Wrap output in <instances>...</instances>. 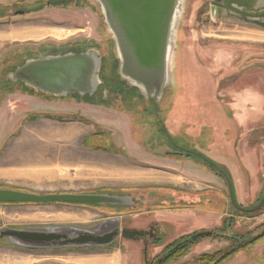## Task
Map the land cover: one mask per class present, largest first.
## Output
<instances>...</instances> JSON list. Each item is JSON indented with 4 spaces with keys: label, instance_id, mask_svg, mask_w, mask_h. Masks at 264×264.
<instances>
[{
    "label": "rangeland",
    "instance_id": "374dc122",
    "mask_svg": "<svg viewBox=\"0 0 264 264\" xmlns=\"http://www.w3.org/2000/svg\"><path fill=\"white\" fill-rule=\"evenodd\" d=\"M211 1L213 0H185L176 20L172 82L167 95L176 100L186 98L189 104L186 113L188 129L197 127L210 130L216 126L217 115L223 125L224 121L230 119L226 111L227 102L234 97L230 90L235 88L236 83H250L246 82L249 76L264 78V18L252 21L231 15L222 17L219 21H212L208 8ZM45 2L46 0H0V7L16 6L8 10L10 18H3L2 15L0 17L1 87L5 82L2 75L15 64L14 60L10 61L15 50L44 42L64 46L76 41L99 40L98 34H104L100 9L94 0H86L87 8L65 11L44 7ZM38 4V9L31 8L32 5ZM24 5L28 6L25 8L28 14L15 16L13 13L18 10L16 8ZM258 11L264 12V8H259ZM105 113L108 114L102 108L76 105L72 101L53 100L46 104L34 97L25 96L20 92V88L14 89L12 94L2 96L0 189L38 194L131 191L136 193L135 197H139L141 192L132 191V188L135 190L137 186L146 188L156 184L150 181L154 176L176 174L174 171L150 166L152 162L163 164V160H166L163 158V152L157 153L155 157L158 160L153 161L152 158H146V155L136 151H123L124 146L130 145L127 144L130 140L128 134L133 131L134 126L126 124L127 120L124 119L113 120L115 123L104 120ZM165 126L179 129L174 122L165 121ZM138 129L141 134V128ZM91 134L100 137H93ZM124 135L126 140L122 138ZM208 146L210 143H205V147ZM200 152L210 156L203 150ZM169 177L163 181L170 180ZM175 177L177 179L172 178V182L182 181L180 177ZM88 214L89 218L84 221L50 219L51 216L79 217ZM231 214L234 235L245 234L246 241L249 240L250 231L264 224V209L256 215L232 211ZM104 216L108 215L86 206L0 205V231H24L60 225L84 230L92 227L90 231H93L101 223L94 221ZM261 217L263 219L260 220ZM132 222L134 221L128 217L122 225L135 230L132 229ZM134 224L140 226L138 222ZM224 225L217 231L222 232ZM143 230L141 231L149 232L150 237L156 234L155 237L162 244L167 243L172 235L162 223H150ZM145 238V235L139 234L130 239L129 241L135 244L131 249L126 240H115L107 246L32 248L14 239L2 238L0 264L73 263L74 257L116 251L123 243L125 246L122 250L132 259L130 264H143L140 255L136 254L139 251L136 244H148L149 241ZM205 241L209 247H203L200 252L198 245L204 244ZM259 241H264V238ZM213 243L214 247L218 244L216 248L220 253L230 248L226 240H203L195 244L192 250L190 249L191 252L188 251L187 259L190 260L189 257L192 256L199 259L204 254H215ZM196 250L197 253L192 255ZM145 254L143 257L149 260L153 258L154 251L150 247L145 250ZM190 264L203 263L198 260Z\"/></svg>",
    "mask_w": 264,
    "mask_h": 264
},
{
    "label": "water",
    "instance_id": "95a60500",
    "mask_svg": "<svg viewBox=\"0 0 264 264\" xmlns=\"http://www.w3.org/2000/svg\"><path fill=\"white\" fill-rule=\"evenodd\" d=\"M100 6L104 23L115 41V50L122 63V79L139 89L145 98L160 97L172 82L176 20L185 0H95ZM220 8L231 10L240 17L263 19L264 13L246 11L264 8V0H216ZM221 10L211 8V20H220ZM217 15V17H216ZM100 59L96 52L81 55L44 58L18 68L13 81L24 82L34 91L47 96L64 98L69 92L91 96L99 85ZM225 178L233 208L243 213H255L264 205V192L257 206L244 209L234 200L231 182ZM72 205V206H131L129 197L108 193H49L38 194L13 189H0V205ZM119 219L104 220L93 231L68 226H50L34 230L0 231V239L11 238L27 247H94L107 246L119 233ZM85 232L68 238L70 232ZM63 234H56V233ZM264 233V230L262 231ZM67 234V235H65ZM135 230H123L121 236L133 239Z\"/></svg>",
    "mask_w": 264,
    "mask_h": 264
},
{
    "label": "flooded vegetation",
    "instance_id": "af4514ba",
    "mask_svg": "<svg viewBox=\"0 0 264 264\" xmlns=\"http://www.w3.org/2000/svg\"><path fill=\"white\" fill-rule=\"evenodd\" d=\"M85 3L86 0H46L44 7H48V8L52 7L58 11H65L69 9L87 8V5ZM34 5H32L31 7L32 9H38L40 6L39 4L36 6ZM220 6H221V2L216 0L211 1V3L208 6L209 14L211 8L213 7L215 14H217V10L219 9L221 10L220 12L221 18L229 17L231 15H235L239 18H242L233 11L220 8ZM2 7H6V8H2ZM15 7L16 6H9V5L1 6L0 17L2 15L4 16L3 18L6 19L7 17L10 18L8 13L11 9ZM27 7L28 6L25 5L21 7H17L16 9L18 10L14 11L13 14L15 16H24L25 14H28V12L26 13L25 11V8ZM98 7L100 9L99 5ZM245 12L248 13L250 12L252 14L264 13L260 11H255V12L245 11ZM100 13L102 16L104 34L102 35L101 32L98 34L100 38L99 40L92 39L82 42L76 41L66 44L64 46H54L53 44H44L47 43L44 42L43 44H37V45L30 44L29 46L23 47L19 50H15L11 55L12 58H10V61L14 60L15 64L12 67H10L11 69H9L6 73L2 75V77H5V82L2 84V87L0 84V98L2 96L12 94L14 89L20 88V92L23 93L25 96L34 97L46 104H49L53 100H63V102L72 101L76 105H90L93 107L102 108L104 112H108V114L107 113H105V115L102 114L104 117L106 116L104 120H109V121L111 120L112 122L113 120L124 119L127 120L126 124H132L134 126L133 131L130 134H128V138L130 137V140L127 141V144L130 145H127L128 147L124 146L123 151L130 149L131 151H136L139 154L146 155V158H150V159L152 158L153 161L158 160L155 157L157 153L163 152L164 154L163 158H166V160H163V164L165 166L174 164L181 167L187 163L194 164L197 166H203L207 170L216 173L219 176V178L224 182V185L226 186L227 189L228 200L230 203L229 192L225 182V178L220 174L219 170L223 171L225 175L229 178L234 193V187L228 175V171L225 169V167H222L223 165L221 166L219 163L215 162L210 156H206L200 152L201 150H203V148L205 149L210 147V146L205 147V143L206 144L211 143L212 140H213L212 147H214L216 143L215 132L217 130H215L214 127L210 130L209 129L204 130L202 128H197V127L188 129L186 127L187 124L186 113L188 110L187 109L188 103L186 102V98L184 99L180 98L178 100H176L175 98L174 99L170 98L167 95L169 92V88H166L164 90V93L160 97L151 96L149 98H145L138 88L130 85L128 81L122 79L123 77H121L120 74L122 63L115 50L114 38L108 32L107 26L104 23V18L101 9H100ZM242 19H247L252 21L262 20L261 18L252 19L248 17H243ZM94 32L96 33L97 30H94ZM87 51L96 52L100 59V70L98 74L99 85L96 91L91 96H79L75 92H69L66 95V97L57 98V97L47 96L40 92H36L31 87H28L27 84L24 82L13 81V77H14L13 75L15 74L16 70L18 68H21L28 62L36 61L44 58L64 57L68 55H74V56L81 55ZM175 107L177 108L175 109ZM218 118L219 117H216V119ZM165 121L176 123L179 129L177 130L165 126ZM137 127L141 128L142 130L141 134L139 133V129ZM195 133H201L203 136L197 137ZM125 136L126 135L122 136L124 140H126ZM98 146L102 147L103 145H98ZM197 147H199V149H197ZM147 155H150V157H147ZM108 194H118L129 197L133 203L131 206H115V207L101 206L98 209L102 214L104 215L106 214L108 216L101 217L100 219L95 220L94 223H98L104 220H112L122 216L119 223V233L115 237V240L117 242L118 240H126V241L130 240L121 236V232L127 229L122 225L123 220L126 219L125 216H128L138 210H146L152 208L153 206H158L163 204L162 196L160 195L157 196V194H155V191H143V192L141 191V194L138 195L139 197H135L134 195L136 193L131 191L120 192V193H108ZM262 195L254 205L248 208L242 207L241 205L238 204L235 198V194H234V200L238 206L244 209H252L257 206ZM230 206L232 212L243 213L233 208L231 203ZM263 209H264V205L259 211L255 213H243V214L256 215L257 213L263 211ZM231 221L232 220H230V218H226L223 220L222 225L225 224L224 232L220 233L217 231L222 226L221 225L218 228H214L212 230L206 231L207 233H211V236L201 240V241L210 240V242L214 241L215 239L226 240L227 244L230 245V248H228L226 252H230V250H234L232 257L228 258L226 262H228L233 257L237 256L242 251L249 249L252 246H255L257 243L261 242L259 241L260 239L264 238V233H262V231L264 230V224L250 231L248 235L249 240L246 241L244 240L246 239L245 234L234 235V231H233L234 226L232 225ZM90 228L92 227H88L89 230ZM136 231L139 232V234L145 235L146 237L145 239L149 241L148 244H144V242H141L143 246L139 255L141 257V261L143 264H190V262L192 261L194 263L198 261V259L193 258L194 256L189 257L191 258L190 260L187 259L188 251L190 249L192 250V247H194L195 245L188 246L187 248H185L187 246L186 245L184 247L185 249L183 250V246L185 245L184 243L185 240L183 238L188 235L181 236L172 241L169 238L167 243L162 244L158 242L159 239L155 237L156 234L154 235V237H150L149 232L146 233L143 232L145 230L143 231L136 230ZM56 234H63V233L57 232ZM82 234L84 235L85 232L77 231L76 233L72 232L69 235L67 234L65 235H67L68 238H74ZM217 243L216 246L218 245ZM149 244L151 246H148ZM214 245L215 244L213 243V249H215L214 252L216 253L218 252V249L216 248V246L214 247ZM146 247L147 248L151 247L152 251H154V254L157 248H160V251L157 252V255L153 254L154 255L153 258H150L148 260L147 257L145 258L143 257V255L146 256L145 254V250L147 249ZM177 249H179L180 251H177L176 254L172 255L174 252H176ZM181 253L182 255H180V257L176 259L175 257ZM170 255L172 256L170 257Z\"/></svg>",
    "mask_w": 264,
    "mask_h": 264
},
{
    "label": "crops",
    "instance_id": "0c3cea01",
    "mask_svg": "<svg viewBox=\"0 0 264 264\" xmlns=\"http://www.w3.org/2000/svg\"><path fill=\"white\" fill-rule=\"evenodd\" d=\"M246 82L250 83H236L235 88L230 90V94L234 97L227 102L226 111L231 119L224 121L223 125L219 118L216 120L214 127L217 130L216 143L212 147V140L210 147L203 148V151L225 167L234 187L236 201L242 207L248 208L258 201L264 191V78L249 76ZM195 135L203 136L201 133ZM150 166L174 171L176 174L154 176L150 181L156 184L148 185L146 188L137 186V189H131L140 192L155 191V194L162 196L163 200L162 205L138 210L125 216V218L130 217L136 224L140 223L139 226L132 222V229L143 230L150 223H162L171 231L172 241L196 231L218 228L224 219L233 216L226 186L216 173L203 166L189 163L180 167L152 162ZM168 176L170 180L163 181ZM175 176L180 177L182 181L172 182V178L177 179ZM89 208L98 210L97 207ZM89 214L79 217L51 216L50 219L84 221L89 218ZM121 218L122 216L118 218L119 221ZM128 242L129 249L133 248L135 244ZM136 245L139 247L136 254L139 255L143 245L142 243ZM123 246L124 243L120 244L116 251L74 257L73 263L58 264H130L132 259L122 250ZM198 246L201 247H198L200 252L203 251V247L206 249L209 247L206 241ZM159 251L160 248H157L154 255ZM196 253L197 250L192 255ZM225 264H264V241L242 251Z\"/></svg>",
    "mask_w": 264,
    "mask_h": 264
},
{
    "label": "trees",
    "instance_id": "16d2710c",
    "mask_svg": "<svg viewBox=\"0 0 264 264\" xmlns=\"http://www.w3.org/2000/svg\"><path fill=\"white\" fill-rule=\"evenodd\" d=\"M87 207H94V206H87ZM224 230H225V228L222 230V232H224ZM210 236H211V233H207L206 231H200V232H196V233H193L191 235L184 237L183 239L185 240L184 241L185 245L183 246V250L185 248H187L188 246H193V245L197 244L199 241H201L202 239H204L206 237H210ZM177 251H180V250L177 249L176 252H174L172 255L176 254ZM233 253H234V250H230V252H225V253H220V251H218L215 254H204L198 260L200 262H202L203 264H222L228 258L232 257ZM172 255H170V257ZM180 255H182V253L177 255L175 258L177 259L178 257H180Z\"/></svg>",
    "mask_w": 264,
    "mask_h": 264
}]
</instances>
